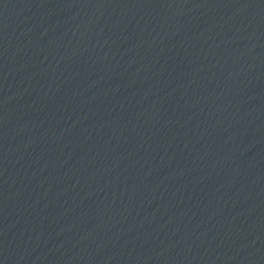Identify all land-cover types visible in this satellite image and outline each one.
<instances>
[{
	"label": "water",
	"instance_id": "obj_1",
	"mask_svg": "<svg viewBox=\"0 0 264 264\" xmlns=\"http://www.w3.org/2000/svg\"><path fill=\"white\" fill-rule=\"evenodd\" d=\"M0 264H264V0H0Z\"/></svg>",
	"mask_w": 264,
	"mask_h": 264
}]
</instances>
